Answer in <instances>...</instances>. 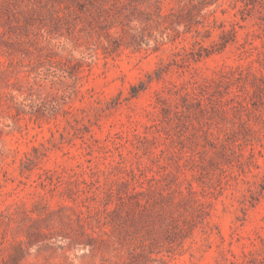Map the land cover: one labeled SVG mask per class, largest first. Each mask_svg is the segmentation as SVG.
Instances as JSON below:
<instances>
[{"label":"rangeland","instance_id":"obj_1","mask_svg":"<svg viewBox=\"0 0 264 264\" xmlns=\"http://www.w3.org/2000/svg\"><path fill=\"white\" fill-rule=\"evenodd\" d=\"M0 264H264V0H0Z\"/></svg>","mask_w":264,"mask_h":264}]
</instances>
